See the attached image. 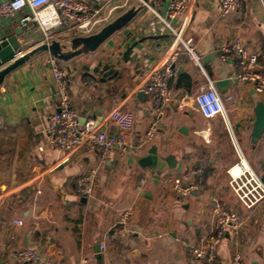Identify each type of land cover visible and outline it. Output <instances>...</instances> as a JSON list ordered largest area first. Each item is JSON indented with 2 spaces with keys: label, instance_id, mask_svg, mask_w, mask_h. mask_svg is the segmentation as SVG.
<instances>
[{
  "label": "crops",
  "instance_id": "1",
  "mask_svg": "<svg viewBox=\"0 0 264 264\" xmlns=\"http://www.w3.org/2000/svg\"><path fill=\"white\" fill-rule=\"evenodd\" d=\"M221 2L189 0L183 25L184 15L169 16L170 0H115L103 10L107 19L91 33L64 28L47 43L57 42L70 52L74 38L90 36L129 9L140 8L128 23L132 34L119 30L92 51L57 57L82 122L95 119L112 130L109 116L115 108L134 116L130 146L115 149L107 159L89 141L72 151L49 144V116L58 104L50 51L37 52L3 76L0 264H81L83 258H90L89 264H205L190 258L194 246L214 233V198L245 216L246 223L238 235L228 232L216 241L220 264H230L235 252L245 264H264V200L252 208L242 205L229 172L242 153L264 182V134L256 143L251 136L254 108L263 97L234 78V62L217 55L222 43L239 35L250 50H264V0H244L228 15L222 14ZM150 22L158 28L153 30ZM181 28V39H191L205 57L204 67L193 65L183 43L178 45L182 52L170 81L174 98L148 137L159 115L144 86L153 70L170 62L173 29ZM10 36L28 52L42 44L38 29L27 32L0 18V37ZM222 78L231 82L218 88L215 83ZM210 80L229 113L227 122L204 116L197 107L195 94ZM182 99L184 107L179 105ZM151 149L167 166L162 173L140 163ZM90 170L97 175L93 195L86 196L77 182ZM175 178L193 185L192 191L182 195L173 189ZM128 209L132 218L124 226L119 218ZM20 219L23 224L17 223ZM25 247L34 248L41 262L19 261L17 254Z\"/></svg>",
  "mask_w": 264,
  "mask_h": 264
},
{
  "label": "built area",
  "instance_id": "2",
  "mask_svg": "<svg viewBox=\"0 0 264 264\" xmlns=\"http://www.w3.org/2000/svg\"><path fill=\"white\" fill-rule=\"evenodd\" d=\"M188 1L170 0L169 3V16L184 15L183 25L187 21L185 15L188 10ZM243 1L222 0V14L228 15L240 9L244 4ZM114 2L115 0H0V18L16 22L27 32H34L38 29L43 44L49 43L55 32L64 28L72 33L78 32L80 35L91 33L96 24L107 19L103 16V10ZM164 23L167 24L166 20ZM149 24L153 30L158 28L154 22ZM146 29V27L141 28L143 31ZM173 31L175 37L171 45L173 50L169 56L170 62L153 70L144 86L145 93L152 98L159 115V118L148 129L146 133L148 137L153 135L157 129L160 117L174 98L170 81L176 74L173 64L176 63V59L182 52L178 49V45L183 43L184 51L193 65L200 69L204 67L202 56L196 44L191 39H181L182 28L180 30L173 29ZM3 39L0 37V42ZM27 52V50L19 48L15 51L11 61L19 59ZM217 55L224 61L234 62L237 69L233 75L234 78L238 82L250 85L264 100V50H250L246 46L245 40L239 35L222 43L217 49ZM57 60V57L54 56H51L49 60L58 90V104L49 116L50 121L47 128V137L51 147L72 151L89 141L98 148L103 159L112 156L115 149L126 150L131 144L134 124L132 112L121 108L112 110L109 116L110 123L114 126L112 130L102 127L95 119L90 118L82 122L77 109L71 104L66 72L59 66ZM195 96L197 107L204 116H220L226 122L229 121V113H227L222 97L212 80L199 86ZM179 105L184 107L185 101L180 100ZM228 129L230 132L232 131L229 126ZM241 154L239 164L229 168L230 185L242 205L252 208L264 200V182L250 168L243 154ZM234 167H238L239 171L234 172ZM96 175L95 170H90L81 176L77 182L78 191L86 196L93 195ZM172 187L180 194L188 195L194 186L186 185L180 178H175ZM213 206L215 212L214 233L194 246L190 258L191 262L220 264L217 259L216 241L223 239L228 232H232L235 236L238 235L246 225L245 216L228 206H224L219 199H213ZM131 218L132 210L128 209L120 215L119 222L127 226ZM23 221L24 219H20L17 220V223L23 224ZM100 246L106 247L104 243H101ZM17 257L23 263L41 262V257L34 248L25 247L18 252ZM229 261L230 264H245L240 252H235ZM89 262L90 258H83L81 264H89Z\"/></svg>",
  "mask_w": 264,
  "mask_h": 264
},
{
  "label": "water",
  "instance_id": "3",
  "mask_svg": "<svg viewBox=\"0 0 264 264\" xmlns=\"http://www.w3.org/2000/svg\"><path fill=\"white\" fill-rule=\"evenodd\" d=\"M139 9L140 8L137 7L129 9L126 13L112 20L101 30L92 33V35L90 36L74 38V50L70 52H63L60 44H58L57 42H55L54 44L44 43L38 46L33 51H30L25 55L19 57V59L11 61V58L13 57L15 51L19 49L20 43L15 36L4 38L0 42V81L6 73L18 67L21 63L25 62L27 59L37 54V52L41 50L50 51L54 57H59L61 59H70L78 54L89 52L97 48L116 31L123 30L125 34H132L130 28L128 27V23L138 13ZM135 45L136 42L133 44V46ZM203 59L206 60L205 57H203ZM173 67H175V64H173ZM230 82V78H222V80L217 81L215 84L218 88H221L222 85H227ZM254 113L256 117L252 124L251 136L252 142L256 143L264 134V100L260 99L256 103ZM140 163L142 166L149 168H151L152 166H156L159 173H162L167 167L163 165V160L160 156H158L155 149H151L150 154L146 157H143L140 160Z\"/></svg>",
  "mask_w": 264,
  "mask_h": 264
},
{
  "label": "bare ground",
  "instance_id": "4",
  "mask_svg": "<svg viewBox=\"0 0 264 264\" xmlns=\"http://www.w3.org/2000/svg\"><path fill=\"white\" fill-rule=\"evenodd\" d=\"M234 172H238L239 171V168L238 167H234Z\"/></svg>",
  "mask_w": 264,
  "mask_h": 264
}]
</instances>
